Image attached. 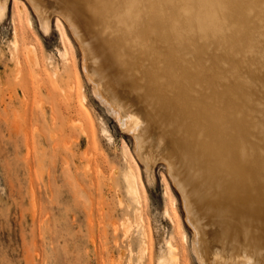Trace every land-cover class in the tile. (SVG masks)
<instances>
[{
  "label": "bare ground",
  "instance_id": "bare-ground-1",
  "mask_svg": "<svg viewBox=\"0 0 264 264\" xmlns=\"http://www.w3.org/2000/svg\"><path fill=\"white\" fill-rule=\"evenodd\" d=\"M28 1L44 33L50 31V15L58 13V53L75 71V94H79V72L67 27L80 43L82 70L94 85L95 97L107 106L120 128L134 137L136 151L140 136L162 135L165 139V151L156 156L166 159L172 179L171 164L188 186L186 195L181 192L186 221L195 230L192 247L197 255L202 260L209 257L212 261L208 264H260L264 260V0H197L195 11L189 0H150L153 15L144 24L136 4L142 0L121 4L114 0H64L66 6L61 10L41 6L39 0ZM9 2L11 56L17 70L25 71L23 65L39 67L42 49L36 44L38 32L27 3L0 0V22L7 17ZM225 48L228 53L222 51ZM93 56L99 58L95 70L89 69L88 63ZM53 70L55 74L59 71L58 67ZM18 71L23 78L26 72ZM90 72L105 78L102 89ZM125 101L142 108L123 110ZM76 111L75 124L93 134L86 109L79 105ZM128 122L133 129H127ZM102 131L108 134L107 129ZM123 149L127 163L123 180L137 206L138 222L143 219L141 183L125 144ZM168 149L178 162L181 159L184 168L180 174ZM147 169L151 171V165ZM165 184V214L180 228L171 207H177V200ZM189 206L204 220L199 228ZM183 236L187 240V235ZM146 239L142 233L141 254ZM216 241L223 242L222 249H216ZM165 245L159 264H177L184 249L172 239Z\"/></svg>",
  "mask_w": 264,
  "mask_h": 264
},
{
  "label": "rangeland",
  "instance_id": "rangeland-1",
  "mask_svg": "<svg viewBox=\"0 0 264 264\" xmlns=\"http://www.w3.org/2000/svg\"><path fill=\"white\" fill-rule=\"evenodd\" d=\"M24 1L39 35H35L36 44L42 49L43 63L39 67L28 65L30 71L25 65V71L17 70L11 56L14 48L12 2H9L7 17L0 22V264H159L168 239L184 249L179 264L211 262L207 256L203 262L192 247L195 230L186 221L181 192L186 195L188 186L168 159L174 179L168 174L166 159L156 156L160 150L165 151L163 136H140V149L136 151L134 137L120 128L107 106L95 97L94 85L82 70L80 43L67 27L76 49L79 72V94H75V71L58 53L61 48L55 29L58 13L50 15V31L44 33L34 9L28 0ZM114 1L121 4L124 0ZM189 3L194 11L198 9L197 0ZM136 4L144 24L153 15L150 0ZM20 18L25 22L23 14ZM27 33L32 40L31 33ZM83 44L88 46L86 42ZM227 50L222 51L228 53ZM187 57L195 60L191 54ZM88 60L89 69L95 70L99 58L93 56ZM54 67L59 69L57 74ZM17 71L26 73L22 78ZM90 73L102 89L105 78ZM137 97L133 100L137 101L134 99ZM131 101L121 102L123 110L142 108L131 106ZM79 105L86 109L95 134L85 129L87 135L75 124ZM127 129H133L131 122L127 123ZM124 144L141 183L143 219L138 222L134 212L137 206L123 180L127 166ZM169 153L179 164L180 174L184 168L181 159L178 162L179 158H173L170 150ZM147 165H151V171ZM165 183L177 200V207H171L177 213L180 228L165 214ZM194 209L190 214L199 228L204 220ZM142 233L147 237L143 254L138 252ZM222 245V241H216V249H222Z\"/></svg>",
  "mask_w": 264,
  "mask_h": 264
},
{
  "label": "water",
  "instance_id": "water-1",
  "mask_svg": "<svg viewBox=\"0 0 264 264\" xmlns=\"http://www.w3.org/2000/svg\"><path fill=\"white\" fill-rule=\"evenodd\" d=\"M39 4L49 7L51 10H61L66 6L64 0H39Z\"/></svg>",
  "mask_w": 264,
  "mask_h": 264
},
{
  "label": "snow or ice",
  "instance_id": "snow-or-ice-1",
  "mask_svg": "<svg viewBox=\"0 0 264 264\" xmlns=\"http://www.w3.org/2000/svg\"><path fill=\"white\" fill-rule=\"evenodd\" d=\"M260 264H264V260H261V261H260Z\"/></svg>",
  "mask_w": 264,
  "mask_h": 264
}]
</instances>
